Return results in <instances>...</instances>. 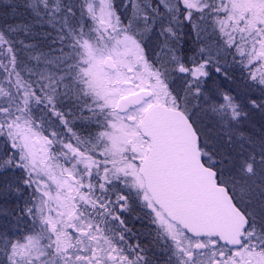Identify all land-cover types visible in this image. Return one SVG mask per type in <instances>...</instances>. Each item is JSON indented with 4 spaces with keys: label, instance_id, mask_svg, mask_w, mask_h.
Returning a JSON list of instances; mask_svg holds the SVG:
<instances>
[{
    "label": "snow or ice",
    "instance_id": "6c2138e0",
    "mask_svg": "<svg viewBox=\"0 0 264 264\" xmlns=\"http://www.w3.org/2000/svg\"><path fill=\"white\" fill-rule=\"evenodd\" d=\"M0 264H264V0H0Z\"/></svg>",
    "mask_w": 264,
    "mask_h": 264
}]
</instances>
